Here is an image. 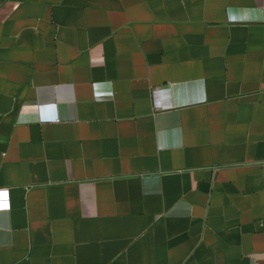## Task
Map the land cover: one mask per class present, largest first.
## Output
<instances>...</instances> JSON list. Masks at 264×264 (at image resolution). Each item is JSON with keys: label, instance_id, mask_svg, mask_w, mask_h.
<instances>
[{"label": "crops", "instance_id": "crops-1", "mask_svg": "<svg viewBox=\"0 0 264 264\" xmlns=\"http://www.w3.org/2000/svg\"><path fill=\"white\" fill-rule=\"evenodd\" d=\"M0 264H264V0H0Z\"/></svg>", "mask_w": 264, "mask_h": 264}, {"label": "built area", "instance_id": "built-area-1", "mask_svg": "<svg viewBox=\"0 0 264 264\" xmlns=\"http://www.w3.org/2000/svg\"><path fill=\"white\" fill-rule=\"evenodd\" d=\"M10 196L8 190H0V211H10Z\"/></svg>", "mask_w": 264, "mask_h": 264}]
</instances>
